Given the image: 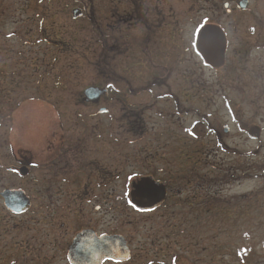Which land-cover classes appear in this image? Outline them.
<instances>
[{
  "label": "rangeland",
  "instance_id": "rangeland-1",
  "mask_svg": "<svg viewBox=\"0 0 264 264\" xmlns=\"http://www.w3.org/2000/svg\"><path fill=\"white\" fill-rule=\"evenodd\" d=\"M247 1L248 13L234 25L236 38L228 31L232 45L225 66L194 78L202 79L204 101L233 107L232 112L207 105V114L219 116L207 119L205 139L191 141L192 149L208 155L206 171L201 170L206 201L202 207L176 206L163 220L128 210L100 217L101 228L107 224L128 240L131 259L125 264H264V0ZM108 5L106 0H0V194L24 189L32 200L27 212L15 215L0 197V264H69L64 244L73 233L56 219L54 193L52 205L38 185L43 122L47 127L55 118L44 102L77 101L85 87L101 85L103 78L119 85L121 23L119 9L108 13ZM75 7L92 11L74 19ZM99 32L113 38L112 58L101 56ZM212 129L219 130V141ZM251 129H260L258 138L249 137ZM12 146L32 154L27 178L10 171ZM121 184L111 188L112 199L122 193Z\"/></svg>",
  "mask_w": 264,
  "mask_h": 264
},
{
  "label": "flooded vegetation",
  "instance_id": "flooded-vegetation-1",
  "mask_svg": "<svg viewBox=\"0 0 264 264\" xmlns=\"http://www.w3.org/2000/svg\"><path fill=\"white\" fill-rule=\"evenodd\" d=\"M114 1L117 6L112 5ZM106 2L108 13L113 7L119 9V85L103 78L101 85L85 87L77 101L44 102L55 118H50L47 127L43 122L38 185L49 204L54 205L55 195L56 219H60L61 228L73 233L64 244L68 245L67 256L80 233L99 239L120 236L129 247L120 230L107 224L101 228L100 217L109 218L111 211L128 210L143 219L163 220L176 206L182 209L191 203L204 204L207 177L201 170L207 166L208 155L201 148L192 149L191 141L195 144L205 139L207 119L219 116L218 111L207 114V105L232 112L233 107L232 103L204 101L202 79L199 75L194 78L198 72L203 78L206 69L216 72L225 66L232 45L229 33L236 38L235 22L249 10L247 0ZM90 11L91 7L88 11L75 7L71 15L78 19L89 16ZM211 31L206 42L205 34ZM98 37L101 56L105 53L112 58L113 38L103 32ZM219 45L215 58L206 56L205 52ZM89 89L96 93L86 95ZM67 105H73V111L60 110ZM211 132L219 141V130ZM15 150L12 146L10 171L27 178L34 167L32 154ZM119 182L122 193L112 199L111 188ZM184 191H188L185 200L174 204L173 199L180 200ZM108 263L125 264L110 260L103 264Z\"/></svg>",
  "mask_w": 264,
  "mask_h": 264
},
{
  "label": "water",
  "instance_id": "water-1",
  "mask_svg": "<svg viewBox=\"0 0 264 264\" xmlns=\"http://www.w3.org/2000/svg\"><path fill=\"white\" fill-rule=\"evenodd\" d=\"M74 15L77 16L76 14ZM209 34H213L212 31L205 34V40ZM215 38V40H219L218 34H215ZM217 44H219V42ZM208 46L209 45L204 44L205 49H208ZM220 48V45L214 46L212 48L213 50L205 52L206 56L210 55L212 58H215L217 54L220 53L218 50ZM223 58L224 53H222V59ZM95 91V89H89L86 91V95L91 96L96 93ZM259 135L260 132L258 129H253L251 131L252 138H258ZM152 188V190L155 189L154 187ZM0 197L4 201V208L16 215L25 213L31 207L29 198L25 196L24 191L21 190H5L0 194ZM133 197L135 198V195ZM69 247L67 256L69 264H103L106 260L124 263L131 259V250L126 240L120 236L103 237L99 239L97 236H93V234L80 233Z\"/></svg>",
  "mask_w": 264,
  "mask_h": 264
}]
</instances>
